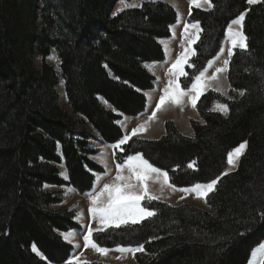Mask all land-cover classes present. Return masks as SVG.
Segmentation results:
<instances>
[{
  "label": "trees",
  "instance_id": "obj_1",
  "mask_svg": "<svg viewBox=\"0 0 264 264\" xmlns=\"http://www.w3.org/2000/svg\"><path fill=\"white\" fill-rule=\"evenodd\" d=\"M117 2L0 0V264H68L73 248L61 234L79 226L75 211L57 209L63 189L85 195L94 175L104 172L92 160L97 152L89 136L77 127L89 125L114 145L123 138L119 122L146 109L145 94L155 87L146 65L164 61L161 41L171 37L177 14L147 0L113 15ZM211 3L209 12L192 11L202 31L191 76L206 69L227 25L245 12L248 49L231 59L230 100L203 96L197 107L203 123L191 122L193 138L167 122L165 137L132 140L116 161L142 153L175 187L185 188L221 176L228 152L242 142L247 149L237 170L208 196L210 211L152 203L155 215L142 224L96 233V243L108 249L143 245L150 257L138 256V264H248L264 242V0L255 6L247 0ZM53 51L61 74L47 62ZM61 81L67 111L59 105ZM214 99L227 104V116L208 111Z\"/></svg>",
  "mask_w": 264,
  "mask_h": 264
},
{
  "label": "rangeland",
  "instance_id": "obj_2",
  "mask_svg": "<svg viewBox=\"0 0 264 264\" xmlns=\"http://www.w3.org/2000/svg\"><path fill=\"white\" fill-rule=\"evenodd\" d=\"M152 1V0H149ZM147 2V0H132L131 2H127L129 5L135 4V7H127L124 8L122 0H118L116 5L113 8V15H117L123 10H129V9H139L142 7V5ZM154 2H161L170 5L177 14V23L172 27L171 29V37L165 40H162L164 43H161L164 51V61L160 63H152L148 64L146 67L147 71L155 78V88L152 92L147 94L148 98V104H147V109L145 113H143L141 116L137 118L130 119L129 121H126L123 123L120 127H123V134L129 135L131 133V130L133 128H136L138 125L144 124L146 127V131H143L139 133L136 136H133L128 142L125 144L121 145L120 148H115L114 145L109 146L106 145L101 152V155L97 158H95L94 161H96L98 164H100L102 167H104L107 171V175H110L111 182L113 181L114 176L116 175V166L120 165L117 163L115 157L116 153L117 154H124V147L128 145L132 140H138L142 142H156L160 140L161 138L165 137L167 135V127L166 124L167 122H172L175 126V128L179 131V133L186 137V138H193L195 136L194 129L191 125V122H197V123H203L202 118L200 115L197 114L196 109L191 106L190 100L186 96L183 100V102L179 105L174 104L171 102V100L166 101L165 105L161 107V110L157 112V115L154 119L149 120V117L152 115L153 110L155 109L156 104L159 101V98L161 95L164 93V89L167 87L168 82L170 80H175L176 76H174L172 73L169 72V69L171 68L172 64L175 62V60L178 58V56L184 52L185 48L188 47V38H195L196 34V29H189L188 35H184V24L185 23H194L195 21L192 20L191 15L193 10H199V11H204V12H209L212 10V8H208L207 5L202 4V7L196 8L195 6L191 7V15H189V0H154ZM261 2L259 0L258 3L256 4H251V6L258 5ZM42 0H38V5L41 6ZM123 9V10H122ZM178 14H179V19H178ZM246 18V16H245ZM244 22L243 21V27L242 30L244 32ZM234 29L240 30L239 25H234ZM201 33V32H200ZM200 33H199V38H200ZM198 42V41H197ZM197 43L192 45V48L195 49V45ZM230 41L226 39L225 34H224V40L222 42V46L224 48V53L219 56L218 59L216 57L212 59L213 64L211 67L207 66V72L206 76L211 77L213 73H215V69L218 67H222L223 65V60L227 59V49L230 47ZM240 50L239 48L234 50L235 51ZM242 51V50H240ZM217 56V55H216ZM52 57V59H49ZM47 59V62L54 67V69L61 74L60 70V62L57 56L56 51H53L51 56ZM195 56H191L189 58L188 64L184 65V71L187 73L186 76H179V83L182 88L188 89L191 86V83L193 82V78L191 76V72L193 70V59ZM233 57V56H232ZM232 59V58H231ZM231 62V61H230ZM36 66L39 63H35ZM192 65V66H189ZM230 65V64H229ZM65 84L63 81L60 82L57 91L60 96V102L59 105L60 107L64 110L67 111L69 108L67 99H66V94H65ZM219 89V91H216L215 89ZM215 95V96H220L223 99H229L230 100V84H229V79H228V71L224 73H219L217 74V79L216 80H208L207 81V90L200 96L199 100L206 95ZM198 100V101H199ZM197 101V103H198ZM217 104H226L222 102L220 99H214L210 102L208 106V111L210 112H215L218 114H221L223 116H227L229 114V111L227 114H224L220 110H215L212 111ZM227 105V104H226ZM75 117V116H74ZM193 118V119H192ZM192 119V120H191ZM191 121V122H190ZM83 125V124H82ZM116 149V152H115ZM247 149V147H246ZM246 149L243 151H246ZM137 154H140L143 159L147 160L146 157L142 155V153H136L131 156H135ZM240 155L238 158L234 157V164L229 165L227 163L226 168L223 173L227 172L228 174L236 171L239 165V161L241 157L243 156ZM93 160V158H92ZM126 161V159H125ZM148 161V160H147ZM159 162L160 159H157ZM160 163V162H159ZM124 164V163H123ZM161 164V163H160ZM154 166V165H153ZM155 167V166H154ZM157 168V167H156ZM124 175H128L127 170L125 169ZM96 175V174H95ZM63 178H67V172L63 171L62 175ZM224 176V175H223ZM105 177V178H106ZM222 177V176H220ZM207 183V182H206ZM203 184V183H201ZM217 186V185H216ZM192 187V186H191ZM191 187H186V188H191ZM149 189L151 194L159 197L157 200L153 201H143L142 206L148 207L152 203H157V204H164L167 206H172L173 208L175 207H183L185 205L187 206H192V207H197L202 210H209L208 207H204L203 204H205V199H200L197 198L194 193H184L180 191H174L172 188L168 187L167 185L163 184V177H153V179L149 182ZM176 189H181V188H176ZM99 190V184H98V179L95 181L93 189L86 193L85 196L87 197V205L86 207L83 206L81 201H79L80 197H78L76 194L68 197L67 195V202H66V210L68 208H74L78 209L76 211V214L78 215L79 219L78 224L83 227V232L84 235H86V230L89 225L93 228L94 232L95 229L100 227L98 220H95L91 218L90 214L88 213V208L90 206V202L88 199V194L91 192H95ZM209 196V195H208ZM208 196L206 197V201L208 199ZM181 197H184L183 199ZM148 219V218H147ZM144 221V220H143ZM142 224V222H140ZM129 226H132V224H129ZM103 232V231H99ZM83 237L77 238L74 240V242L79 245V247L76 248L75 252L72 254L71 260L74 256L79 257V260L74 262L75 264H86V263H91L93 259L100 258L102 261L106 263H110L112 260V263H118V264H129L132 263L131 261H128L127 258L131 257L127 255V253H122L121 257L116 255L114 251L109 252L106 255H102L98 252H96L94 249L91 247L85 249L84 248V241ZM93 239V237H92ZM73 239H71L72 241ZM264 245V242L261 244ZM261 245L256 247L253 251H255V255H253V251L251 254V264H261V262L264 260V249L261 248ZM126 247L127 246H122ZM117 247L111 248L115 249ZM137 253H142V256L147 258L145 254H148L146 251L142 252H137ZM119 257V259L117 258Z\"/></svg>",
  "mask_w": 264,
  "mask_h": 264
},
{
  "label": "snow or ice",
  "instance_id": "obj_3",
  "mask_svg": "<svg viewBox=\"0 0 264 264\" xmlns=\"http://www.w3.org/2000/svg\"><path fill=\"white\" fill-rule=\"evenodd\" d=\"M259 0H247L248 4H256ZM124 8L135 7V4L129 5L127 0H122ZM202 4L207 5L210 9L214 7L211 3V0H189V15H191V7L195 6L196 8L202 7ZM123 10V9H122ZM246 13L241 12L236 19H233L231 23L227 25L225 30V37L230 41V47L227 49V59L223 60L222 67L215 69V73L211 77L206 76L207 69H204L199 72L198 75L194 76L193 82L191 83L190 88H182L179 83V76H186L187 73L184 71V65L188 64L189 58L196 55L195 49L192 48V45L197 43L199 40V33L202 31L200 28L199 21L194 23H185L184 24V35H188L189 29H196L195 38H188V47L185 48L175 62L172 64L169 72L176 76L175 80H170L167 87L164 89L163 95L160 96L158 103L155 106V109L152 112V115L149 117V120H152L156 117L157 112L161 110V107L165 105L166 101L171 100L174 104H181L184 98L187 96L190 100L191 106L196 108L197 101L200 96L207 90V81L216 80L217 74L224 73L229 70V64L232 56L234 55V50L239 48L242 51L248 49L247 39L248 37L242 30L243 21L245 20ZM179 19V14H178ZM234 25H239L240 30L234 29ZM161 43H164L161 41ZM224 53V48L221 47L217 53L216 59ZM49 59H52L50 57ZM213 61H208V66L211 67ZM189 66H192L189 64ZM146 67H148L146 65ZM219 91V89H215ZM243 96L245 93L241 91L239 93ZM212 111L220 110L224 114H227L229 109L226 104H217ZM144 124L138 125L136 128L131 130L129 135H125L116 145L115 148H120L121 145L128 142L133 136L138 135L139 133L146 131ZM247 147V142H242L232 151H229L227 154V163L229 165L234 164V157H239L243 154V151ZM195 162H192L188 165L189 168L194 166ZM125 169L128 172V175H124ZM228 173H222L221 176L227 175ZM163 177V184L172 188L174 191H180L184 193H194L197 198L205 199L213 191L216 190V185L221 179L220 176L212 179L207 183H197L191 188H181L176 189L175 185L170 182V177L166 171H163L159 168L154 167L147 160L143 159L140 154L135 156H128L124 164L116 166V175L113 178L111 183L103 184V187L94 193L88 194V199L90 206L88 208V213L91 218L98 220L100 227L95 229V231H107L109 228H120L122 226H127L129 224L135 225L143 220L150 218L155 215L153 210H150L148 207L142 206V202L153 201L159 199V197L151 194L149 189V182L153 177ZM182 199L184 197H181ZM80 215V214H78ZM93 228L91 225L87 227L86 235L83 237L84 248L87 249L91 247L96 252L106 255L113 249H108L101 247L93 239ZM62 238L64 241L71 242L72 233H62ZM79 247V245H77ZM261 248L264 249V245H261ZM33 252H37V248L33 245ZM114 251L120 253H131L133 257L137 252L144 251L143 245L137 246L135 248L131 247H122L118 246ZM39 254V253H37ZM255 255V251H253ZM119 259V257H117ZM79 257L74 256L72 260L68 261V264H74L78 261ZM251 264V261H249ZM264 264V261L261 262Z\"/></svg>",
  "mask_w": 264,
  "mask_h": 264
},
{
  "label": "crops",
  "instance_id": "obj_4",
  "mask_svg": "<svg viewBox=\"0 0 264 264\" xmlns=\"http://www.w3.org/2000/svg\"><path fill=\"white\" fill-rule=\"evenodd\" d=\"M130 119H133V118H125V119L120 123V126H121L123 123H125L126 121H129ZM121 128H122V130H123V127H121ZM60 171H61V175H62V172H63V171H66V172H67V175L69 176V174H68V170H67V168H66L65 165L62 164V165L60 166ZM62 178H63V177H62ZM109 180H110V179H109ZM109 180H107V181H109ZM108 183H110V182H108ZM103 184H105V182H103L102 184H100L99 189L103 187ZM73 192H74V194H76L78 197H80L79 201H81V202H82L81 204H82L83 206L86 207V205H87V197H86L85 195H80V194H79V193L73 188L72 190H67V191L65 192L64 202H63L61 205L57 206V209H58L59 212H64V211H66L65 208H66V202H67V200H66L67 195H68V197H70V196L73 195ZM68 209H70V208H68ZM77 210H78V209H77ZM76 216H77V218H79L78 215H76ZM113 251H114V250H113ZM114 253H115L116 255L120 256V257H121V255H122V253L117 252V251H114ZM127 255L130 256V253H127ZM93 260H99V261H102L100 258H96V259H93ZM127 260L132 262V263H129V264H136V262H135V256L133 257V255H131L130 258H127ZM115 264H118V263H115Z\"/></svg>",
  "mask_w": 264,
  "mask_h": 264
},
{
  "label": "bare ground",
  "instance_id": "obj_5",
  "mask_svg": "<svg viewBox=\"0 0 264 264\" xmlns=\"http://www.w3.org/2000/svg\"><path fill=\"white\" fill-rule=\"evenodd\" d=\"M115 159H116V157H115ZM95 184V183H94ZM94 187V186H93ZM78 192V191H77Z\"/></svg>",
  "mask_w": 264,
  "mask_h": 264
}]
</instances>
